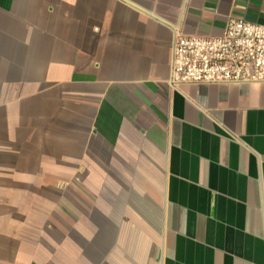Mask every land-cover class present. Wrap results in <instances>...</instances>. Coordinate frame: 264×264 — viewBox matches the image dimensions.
Listing matches in <instances>:
<instances>
[{"label":"crops","instance_id":"crops-1","mask_svg":"<svg viewBox=\"0 0 264 264\" xmlns=\"http://www.w3.org/2000/svg\"><path fill=\"white\" fill-rule=\"evenodd\" d=\"M230 18L264 0H0V264H264V83L168 84Z\"/></svg>","mask_w":264,"mask_h":264},{"label":"built area","instance_id":"built-area-1","mask_svg":"<svg viewBox=\"0 0 264 264\" xmlns=\"http://www.w3.org/2000/svg\"><path fill=\"white\" fill-rule=\"evenodd\" d=\"M264 83V25L230 18L222 35L174 38L170 86Z\"/></svg>","mask_w":264,"mask_h":264}]
</instances>
